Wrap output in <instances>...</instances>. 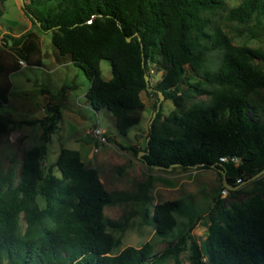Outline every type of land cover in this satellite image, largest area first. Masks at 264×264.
I'll return each mask as SVG.
<instances>
[{
    "label": "trees",
    "instance_id": "1",
    "mask_svg": "<svg viewBox=\"0 0 264 264\" xmlns=\"http://www.w3.org/2000/svg\"><path fill=\"white\" fill-rule=\"evenodd\" d=\"M7 1L0 0V17ZM19 2L32 25L50 33L59 55L84 70L90 83L85 97L94 110L115 118L120 135L140 123L141 93L156 96L142 156L147 166L212 169L232 187L264 169V71L255 63L264 53L234 46L215 25L226 13L228 21L253 24L264 36V0H241L230 9L224 0ZM7 42L18 48L17 62L40 66L35 34L10 36ZM213 52L220 54L215 67L208 58ZM101 60L110 63L107 81L101 78ZM19 69L0 62V109L8 103L9 75ZM187 70L202 81L189 83ZM153 71L161 72L154 85ZM193 94L207 96L208 102L192 101ZM161 96L175 107L162 121ZM50 111L45 140L61 119L57 106ZM14 124L0 114V138ZM45 155L43 147H33L23 152L19 168H0V264H181L179 254L188 241L191 264H264V176L248 183L252 188L245 200L228 207L214 203L201 246L188 230L160 252L147 243L114 254L119 243L104 216L112 198L97 171L86 168L77 151L61 149L49 167ZM180 210L179 201L154 206L156 236L173 231Z\"/></svg>",
    "mask_w": 264,
    "mask_h": 264
},
{
    "label": "rangeland",
    "instance_id": "2",
    "mask_svg": "<svg viewBox=\"0 0 264 264\" xmlns=\"http://www.w3.org/2000/svg\"><path fill=\"white\" fill-rule=\"evenodd\" d=\"M227 9L236 7L241 0H224ZM26 4L28 0H22ZM19 0H8L1 5L0 17V62L15 66L18 51L7 42L8 37H19L33 33L38 37L40 66H27L9 75L11 88L8 103L0 114L11 117L15 124L9 135L0 138V168L5 170L11 164L19 168L23 152L33 147L45 149V167L52 166L61 149L77 151L86 168L95 169L104 189L111 195L112 202L104 208L107 231L118 241L113 250L119 254L127 247L142 248L150 243L160 252L169 243L189 230V235L201 246L208 234L209 215L214 203L223 201L225 207L232 202L245 200L252 185H242L237 196L223 199V179L212 169H187L172 167L160 170L147 166L138 158L145 149L149 125L155 113L156 96L142 92L144 111L140 123L126 136L118 133L115 118L106 110L96 111L85 97L90 86L84 70L75 65L70 57L60 56L51 42L50 33H43L33 26ZM219 26L234 46L259 49L264 53V36L253 24L250 26L228 21L226 13L216 19ZM13 47V48H12ZM220 54L208 55L213 67ZM264 71V59L255 60ZM101 78H111L108 60L100 61ZM151 84L161 77V72L151 73ZM185 79L189 83L201 82L187 70ZM183 85L182 90H188ZM264 98V90L261 92ZM192 101L208 102L207 96L192 95ZM57 106L61 113L55 131L43 138L47 125L46 117L51 116L50 108ZM161 119L169 118L175 107L169 100H161ZM43 121L44 124L28 125L27 122ZM99 126L106 132L108 142L101 144L92 138L93 129ZM136 151H139L136 154ZM56 175H59L56 173ZM263 183H264V179ZM216 200V201H215ZM181 202V212L175 213L176 226L165 238L155 235L152 218L154 206L165 202ZM201 218V219H200ZM181 264H191L190 243L180 252ZM169 264H174L170 261Z\"/></svg>",
    "mask_w": 264,
    "mask_h": 264
},
{
    "label": "built area",
    "instance_id": "3",
    "mask_svg": "<svg viewBox=\"0 0 264 264\" xmlns=\"http://www.w3.org/2000/svg\"><path fill=\"white\" fill-rule=\"evenodd\" d=\"M17 63L20 67L22 66V68L27 67L24 61H18ZM92 132H93L92 138L95 139L97 142L101 144H106L108 142V137H106V132L103 129H101L98 125L94 127ZM220 160L222 162H227L226 158H221ZM233 161L237 163V160H233ZM221 194H222V198L225 199L227 198L229 191L224 187H222Z\"/></svg>",
    "mask_w": 264,
    "mask_h": 264
},
{
    "label": "water",
    "instance_id": "4",
    "mask_svg": "<svg viewBox=\"0 0 264 264\" xmlns=\"http://www.w3.org/2000/svg\"><path fill=\"white\" fill-rule=\"evenodd\" d=\"M127 42H130V39L128 38L127 39ZM145 81L148 82V76H145ZM161 100L163 99V97L161 96L160 98ZM155 116V113L153 115V117ZM143 152H139V155H138V158L140 159L142 156H143ZM142 159V158H141ZM155 169H160V170H164L162 167H153ZM171 168H168L166 170H170ZM264 176V169H262L259 173H257L256 175H254L253 177H251L249 180L241 183L239 186H235V187H232L231 185H229L227 182L223 181L222 183V187H224L225 189H227L228 191H236L238 190L242 185H246L248 183H251L255 180H258L260 179L261 177Z\"/></svg>",
    "mask_w": 264,
    "mask_h": 264
}]
</instances>
